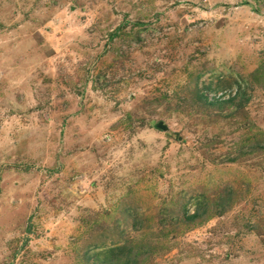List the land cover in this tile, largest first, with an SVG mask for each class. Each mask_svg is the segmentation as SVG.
<instances>
[{"label": "rangeland", "instance_id": "rangeland-1", "mask_svg": "<svg viewBox=\"0 0 264 264\" xmlns=\"http://www.w3.org/2000/svg\"><path fill=\"white\" fill-rule=\"evenodd\" d=\"M260 66L264 0H0V264H264Z\"/></svg>", "mask_w": 264, "mask_h": 264}, {"label": "trees", "instance_id": "trees-1", "mask_svg": "<svg viewBox=\"0 0 264 264\" xmlns=\"http://www.w3.org/2000/svg\"><path fill=\"white\" fill-rule=\"evenodd\" d=\"M136 26H141V23H136ZM124 28V25H121L120 28H118L117 30H115V32L113 34L109 35V40H113L114 37H117L118 32ZM263 66L259 67V70L255 71V75H254V79L256 82L257 81V77L261 74L264 73V70L262 69ZM220 79V78H219ZM198 80V79H197ZM217 86L216 88L213 90L211 89V84L209 85H205L202 90L199 91V95L200 97L204 98L205 101H207V96L205 95V93H209L211 91H220L221 89H223V87L221 86V84H223L222 80H218L217 81ZM237 86V90L236 93H234L232 96L230 95L227 99L224 98H215L211 101H208L207 103L209 104H213V103H222V102H226V103H230L233 104L235 101L237 102V106L238 108H242L243 104L247 103L249 101V98L246 97L244 90L241 87V83L238 82ZM157 125V124H156ZM156 127V126H155ZM259 139L252 144L251 146H247V150H249V153H253L256 150H263L264 149V136H258ZM261 137V138H260ZM245 151H238L239 155H243ZM235 159L230 160L231 163L234 162ZM230 193L231 190H228V192L226 193V196L221 198L219 203V207L222 208L224 206H226L229 203L230 200ZM204 196H200L197 197L196 199V208L193 212V214L189 215V216H185V219L188 221H195L201 217H203L204 215H207V209L205 206V203L203 202ZM217 203V204H218ZM183 211H185V205L182 206ZM110 238H112V240H109ZM121 241V236L120 233H109L107 237H104L103 235L98 236V238H90L88 245L85 247V251H84V255L87 257V259L90 256H93L96 261L100 262V264H136L135 261V257L130 258V254L132 252V249L127 245H120ZM127 245V246H126ZM100 249L99 252L94 253L93 255H89L88 256V252L92 251V250H96V249ZM102 249V250H101ZM123 259V261H121L120 259ZM120 261H117V260Z\"/></svg>", "mask_w": 264, "mask_h": 264}, {"label": "water", "instance_id": "water-1", "mask_svg": "<svg viewBox=\"0 0 264 264\" xmlns=\"http://www.w3.org/2000/svg\"><path fill=\"white\" fill-rule=\"evenodd\" d=\"M157 128L164 132L167 131V127L164 126L162 123H158Z\"/></svg>", "mask_w": 264, "mask_h": 264}]
</instances>
